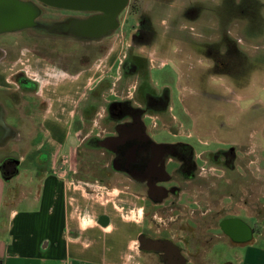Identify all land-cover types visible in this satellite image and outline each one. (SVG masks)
Here are the masks:
<instances>
[{
  "label": "rangeland",
  "instance_id": "obj_1",
  "mask_svg": "<svg viewBox=\"0 0 264 264\" xmlns=\"http://www.w3.org/2000/svg\"><path fill=\"white\" fill-rule=\"evenodd\" d=\"M46 13L49 16H41L37 28L15 33L9 40L25 64L6 69L8 76L22 67L30 75L37 71L33 69V59L31 67L25 61L30 56L34 58L33 53L46 57L44 63L51 68L46 71L54 73L58 68V77L68 73L65 67H75L77 71L95 61L92 75L95 72L96 77L104 76L109 71L110 76L86 91L88 99L79 105L84 115L83 135L91 129L96 135L112 129L107 102L119 96L144 100L147 93H152L168 99L167 109L158 114L162 122L146 120L151 126L171 125L170 132L160 133L163 139L194 143L199 131L212 129L237 141L254 137L257 196L264 182V160L258 163L264 157V152L258 154L264 150V137L258 134L262 131L264 135V0H129L119 17L120 27L101 42L69 35L60 38L65 34L62 28L69 15L54 10ZM137 29L141 33L133 37ZM126 54L139 57V69L129 76H125L122 63ZM121 76L124 78L118 79ZM20 100L18 109L22 110L27 106L23 97ZM90 100H95L93 111L83 114ZM10 122L15 124L14 119ZM22 134L13 132L15 138ZM15 144L17 147L19 143ZM8 146H0V159L7 155L26 156ZM102 151L81 145L80 168L107 185L133 191V182L103 164ZM39 155L36 151L31 157ZM128 215L136 217L135 213ZM258 241L264 242V238ZM220 249L217 245L216 250Z\"/></svg>",
  "mask_w": 264,
  "mask_h": 264
},
{
  "label": "crops",
  "instance_id": "obj_2",
  "mask_svg": "<svg viewBox=\"0 0 264 264\" xmlns=\"http://www.w3.org/2000/svg\"><path fill=\"white\" fill-rule=\"evenodd\" d=\"M33 54L37 57L25 61L31 67L33 59L38 72L30 75L24 67L19 69L36 82L38 98H24L27 107L21 117L5 118L6 125L15 127L13 132L24 134L15 138L10 132L0 143L26 155L0 159V264H192L176 244L167 245L171 251L163 254L164 260L143 251L134 187L128 191L107 185L80 168L84 115L79 105L102 76L84 69L58 77V68L46 71L51 68L45 56ZM19 63L25 64L21 56L15 64L0 62V85L11 78L6 69ZM94 101H89L86 113ZM36 151L40 155L33 159ZM7 160L12 165L8 173L3 169ZM220 247L218 256L207 255L195 264H264V242L256 237L239 242L231 255L224 244Z\"/></svg>",
  "mask_w": 264,
  "mask_h": 264
},
{
  "label": "flooded vegetation",
  "instance_id": "obj_3",
  "mask_svg": "<svg viewBox=\"0 0 264 264\" xmlns=\"http://www.w3.org/2000/svg\"><path fill=\"white\" fill-rule=\"evenodd\" d=\"M34 2L40 8L35 26L0 33V62L15 64L19 60L20 56L14 52V47H10L12 42L9 40L15 33L37 28L39 18L49 16L47 10L69 15L68 21L85 19L95 14L58 9L36 0ZM62 30V33L65 32L60 35L62 39L69 35L95 42H101L115 32L111 30L101 37L91 38L70 33L66 26ZM138 33H141V29H137L133 37ZM19 53L22 54L23 50ZM109 55L104 56L108 58ZM125 58L122 62L125 76L133 75L139 69V57H128L126 54ZM95 64L96 61L77 71L75 67H65V70L68 74L76 75L84 69H92ZM107 72L100 81L110 76ZM123 78L121 76L118 79ZM37 94L36 82L21 69L11 73L8 84L0 85V143L3 144L4 137L15 131L14 126L6 125L5 118L16 114L21 117V110L18 109L22 101L20 97L27 101L28 97L38 98ZM167 107L165 95L147 93L144 100L119 96L107 102L106 110L113 122L111 130L105 129L103 134L98 135L93 134L92 129L86 131L85 135L83 130L81 132L85 146L103 149L104 165L133 182L140 212L141 230L138 238L142 250L164 260L166 256L163 254L170 250L167 245L176 244L180 246L186 260L195 264L207 255H217V245L224 244L228 253L239 242H250L256 236L258 239L264 238V182L256 196L254 137H249L245 142L237 141L212 129L196 133L197 142L194 143L163 139L159 137L160 133L169 130L171 125L162 123L161 126H151L146 120L153 118L154 122L161 121L158 114ZM86 111L87 108L84 109ZM258 134L260 138L264 137L262 131ZM192 135L189 133L188 136ZM225 137L228 140H224ZM263 160L264 157L260 158L258 163H263ZM3 169L6 173L12 171L10 160L3 162Z\"/></svg>",
  "mask_w": 264,
  "mask_h": 264
},
{
  "label": "water",
  "instance_id": "obj_4",
  "mask_svg": "<svg viewBox=\"0 0 264 264\" xmlns=\"http://www.w3.org/2000/svg\"><path fill=\"white\" fill-rule=\"evenodd\" d=\"M58 9L95 12L85 19L67 21L63 28L79 37L98 38L120 26L119 17L129 0H36ZM40 14L34 0H0V33L36 25Z\"/></svg>",
  "mask_w": 264,
  "mask_h": 264
},
{
  "label": "built area",
  "instance_id": "obj_5",
  "mask_svg": "<svg viewBox=\"0 0 264 264\" xmlns=\"http://www.w3.org/2000/svg\"><path fill=\"white\" fill-rule=\"evenodd\" d=\"M75 143H76V141H75Z\"/></svg>",
  "mask_w": 264,
  "mask_h": 264
}]
</instances>
